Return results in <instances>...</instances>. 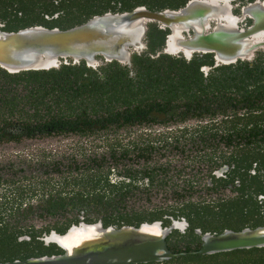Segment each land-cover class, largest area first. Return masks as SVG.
Here are the masks:
<instances>
[{"label": "flooded vegetation", "instance_id": "1", "mask_svg": "<svg viewBox=\"0 0 264 264\" xmlns=\"http://www.w3.org/2000/svg\"><path fill=\"white\" fill-rule=\"evenodd\" d=\"M188 1L139 6L162 11ZM253 1L230 2L242 29L253 24L242 17ZM55 2L60 11L39 25L59 28L60 15H86L74 0ZM216 23L209 20L205 33ZM170 33L147 22L145 47L131 48L129 62L68 59L18 83L1 77L0 85L16 88L18 107L0 101V225L24 229L19 241L36 232L61 254L47 239L52 232L158 222L170 229L167 249L183 253L200 250L205 235L264 226V46L226 62L214 52H166ZM255 257L264 259V246L138 264H248Z\"/></svg>", "mask_w": 264, "mask_h": 264}, {"label": "water", "instance_id": "2", "mask_svg": "<svg viewBox=\"0 0 264 264\" xmlns=\"http://www.w3.org/2000/svg\"><path fill=\"white\" fill-rule=\"evenodd\" d=\"M231 1L189 0L181 8L162 11L144 6L125 12L107 11L66 29L33 25L5 31L0 23V68L9 73L48 70L68 59L74 63L83 60L93 66L97 56L109 62H129L131 48L145 47L146 23L152 21L170 28L165 44L168 53L214 52L217 59L226 62L250 57L255 49L264 46V0H254L242 8V17L248 15L253 20L247 29L237 25L241 18L232 14ZM211 19L217 21L216 26L205 33ZM190 30L193 37L185 38L183 32ZM169 231L158 222L120 228L80 223L63 234L52 232L48 236L63 253L0 264H138L264 246V226H261L240 232L226 231L216 237L205 235L200 250L173 253L165 242Z\"/></svg>", "mask_w": 264, "mask_h": 264}, {"label": "trees", "instance_id": "3", "mask_svg": "<svg viewBox=\"0 0 264 264\" xmlns=\"http://www.w3.org/2000/svg\"><path fill=\"white\" fill-rule=\"evenodd\" d=\"M187 0H74L78 2L80 7H84L86 15L79 17L72 15L68 20L60 15L59 21L61 22L60 29H66L74 25L83 23L93 15L102 14L107 11L121 12L129 10L139 5H152L158 4L160 8H177L184 4ZM240 1H252V0H240ZM60 3H56L55 0H0V23L4 25L2 30L5 31H17L21 28L28 26L39 25L44 20V14H53L60 11ZM120 5V6H119ZM119 6V7H118ZM52 26L48 27L51 28ZM65 68V65H62ZM46 75L48 71H22L19 73H9L0 68V79L6 77L7 84L12 82L18 83V77L30 76L36 77L38 75ZM18 81V82H17ZM0 85V101L6 99V106L8 108L18 107L15 105V100L18 98L16 88L8 85ZM44 100L37 103L39 106L43 105ZM32 106V105H31ZM37 106V105H33ZM47 106V103L44 104ZM134 195H129L127 201L133 198ZM40 198H43V194H40ZM126 198V197H125ZM122 203V197H120ZM123 206V205H122ZM123 208V207H122ZM128 221V219L126 220ZM64 227H55L59 232L63 231ZM24 229H17L16 227H10L9 225H0V262L12 261L15 259H26L29 257H37L42 255H50L59 252L52 248H46L42 245L41 241L36 239L37 233H29L32 238L30 241L22 240L18 238L24 234ZM34 244H37L35 246ZM264 258V257H263ZM177 261L176 259L170 262ZM256 262L258 264L264 262L262 258L248 259V264ZM149 264H161V263H149Z\"/></svg>", "mask_w": 264, "mask_h": 264}, {"label": "rangeland", "instance_id": "4", "mask_svg": "<svg viewBox=\"0 0 264 264\" xmlns=\"http://www.w3.org/2000/svg\"><path fill=\"white\" fill-rule=\"evenodd\" d=\"M1 150V149H0Z\"/></svg>", "mask_w": 264, "mask_h": 264}]
</instances>
